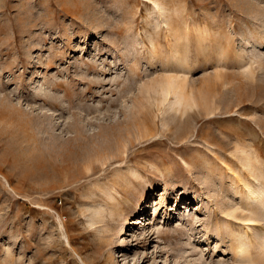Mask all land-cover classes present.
Masks as SVG:
<instances>
[{
  "label": "rangeland",
  "instance_id": "374dc122",
  "mask_svg": "<svg viewBox=\"0 0 264 264\" xmlns=\"http://www.w3.org/2000/svg\"><path fill=\"white\" fill-rule=\"evenodd\" d=\"M0 113V264H264V0H0Z\"/></svg>",
  "mask_w": 264,
  "mask_h": 264
},
{
  "label": "bare ground",
  "instance_id": "6f19581e",
  "mask_svg": "<svg viewBox=\"0 0 264 264\" xmlns=\"http://www.w3.org/2000/svg\"><path fill=\"white\" fill-rule=\"evenodd\" d=\"M164 92L166 93V95L168 96V95H170V94H175L177 97H178V99L179 100H182V98L184 97V93H183V90H182V87H180V86H177V85H175L174 83H172V84H168L167 85V87H165L164 88ZM165 95V94H164ZM4 108V107H3ZM5 109V108H4ZM3 110V109H2ZM7 110V109H6ZM3 112H5V111H3ZM0 114H2V113H0ZM4 115V114H3ZM17 162V161H16ZM32 162V161H31ZM39 161H37V163H38ZM35 163V162H34ZM33 163V164H34ZM43 169V168H42ZM31 174V173H30ZM5 175V174H4ZM27 176V175H26ZM25 176V177H26ZM32 176H34V174L32 175ZM38 179V178H37ZM258 197H257V195H255L254 196V198H252L253 200H256ZM260 204H262V201L260 202ZM259 219H258V218ZM260 218H261V220H264V212H258V211H254V213H253V216H250V217H248L247 219H246V222H248L249 224L247 225V226H238V228H236L234 231H238L239 233L238 234H240V233H242V235H245V236H247V239L245 240V239H240V241L238 240V241H236V243H233L234 244V246L236 247H238V250H237V252H239V253H241V254H246L247 252H249L251 249H252V247L254 246V241H253V237H251L252 235V233H254L255 232V230H256V226L255 225H259V222L261 221L260 220ZM255 226V227H254ZM260 229H262L263 231H264V228L263 227H261V226H258ZM122 231H124L125 232V228H124V226H122ZM243 238V237H242ZM228 239H232V237L231 236H229L228 237ZM232 241V240H231ZM251 259V258H250ZM250 264V263H249ZM251 264H255V263H253V261L251 262Z\"/></svg>",
  "mask_w": 264,
  "mask_h": 264
}]
</instances>
